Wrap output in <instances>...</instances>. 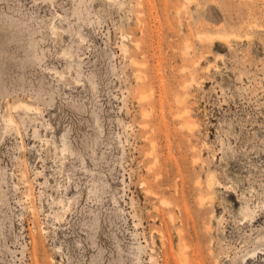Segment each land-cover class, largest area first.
Wrapping results in <instances>:
<instances>
[{
    "label": "rangeland",
    "instance_id": "1",
    "mask_svg": "<svg viewBox=\"0 0 264 264\" xmlns=\"http://www.w3.org/2000/svg\"><path fill=\"white\" fill-rule=\"evenodd\" d=\"M181 252L264 264V0H0V264Z\"/></svg>",
    "mask_w": 264,
    "mask_h": 264
},
{
    "label": "bare ground",
    "instance_id": "2",
    "mask_svg": "<svg viewBox=\"0 0 264 264\" xmlns=\"http://www.w3.org/2000/svg\"><path fill=\"white\" fill-rule=\"evenodd\" d=\"M198 35V37H200V38H213V34H206V33H199V34H197ZM222 34H220V37H222L221 36ZM234 35V34H233ZM218 36H219V34H218ZM138 46V45H137ZM182 103V102H181ZM23 107L24 108H26L27 110H29L30 108H29V106L28 105H26V104H23ZM35 110V109H34ZM186 111V110H185ZM181 114H183V113H181ZM180 115V114H179ZM7 119H9V118H7ZM11 121V120H10ZM10 123V122H9ZM146 125V124H145ZM144 126V125H143ZM252 208H250V209H246V214H245V216H248V215H251V213L253 212V210H251ZM180 262H181V264H186V262H187V260H186V255H183L182 254V252H181V254H180Z\"/></svg>",
    "mask_w": 264,
    "mask_h": 264
}]
</instances>
